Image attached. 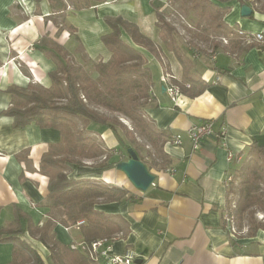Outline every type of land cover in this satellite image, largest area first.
I'll return each mask as SVG.
<instances>
[{
    "label": "crops",
    "instance_id": "obj_1",
    "mask_svg": "<svg viewBox=\"0 0 264 264\" xmlns=\"http://www.w3.org/2000/svg\"><path fill=\"white\" fill-rule=\"evenodd\" d=\"M242 5L237 1L231 4L225 16L227 28L264 36V14L248 3L254 16L242 17ZM70 13L52 14L47 0L38 7L35 0H0V229L14 221L15 208L34 222L52 216L59 219L57 210L41 207L49 204V180L40 170V161L51 145L60 142V133L35 124L15 128L13 118L2 113L11 104L6 92L9 86L50 88L49 75L57 66L38 48L42 37L56 40L88 67L99 61L90 58L78 33L72 34L58 22L64 15L68 25ZM153 23L157 29L155 16ZM108 30V26L102 29V35ZM157 39L153 40L158 43ZM230 43L226 48L217 45L213 54H193L188 69L192 77L207 85L196 98L181 94L173 101L160 64L159 82L153 89L157 105L150 106L147 114L154 126L170 137L164 151L171 163L165 169L150 170L155 182L148 191L135 189L116 166L101 170L93 167L92 160L84 167L70 166L71 178L124 187L134 195V200L96 206L121 225L119 237L110 243L112 254L131 252L134 264H264V231L255 237H233L224 223L227 176L241 164L253 143L264 145V42L243 40L241 44L234 38ZM165 62L173 78L182 81L184 68L179 60L174 56ZM205 121H213L216 135L194 150L187 132ZM88 130L104 147L114 151L119 146L110 129L90 124ZM222 131L225 139L220 136ZM177 135L182 136L178 145L172 141ZM55 232L65 245L82 242L78 227L57 223ZM22 237L48 264V249L28 234ZM12 248L11 243L0 242V264H10Z\"/></svg>",
    "mask_w": 264,
    "mask_h": 264
},
{
    "label": "trees",
    "instance_id": "obj_2",
    "mask_svg": "<svg viewBox=\"0 0 264 264\" xmlns=\"http://www.w3.org/2000/svg\"><path fill=\"white\" fill-rule=\"evenodd\" d=\"M35 1L38 7L44 0ZM47 1L52 14L65 13L71 6L64 0ZM68 1L74 2L70 7L72 12L88 10L100 4V0H95V4L92 0ZM200 1V4L196 3V9L203 17L211 20L216 30L225 31L230 39L236 38L241 44L243 40L254 38L247 32L241 36L239 31L242 30L236 32L227 28L225 16L230 12L234 1L251 3L256 11L264 14L257 9L256 2L216 0L215 3L214 0H204L209 3L202 5V0ZM153 12L157 18L159 40L184 68L182 81L173 78L162 59L158 43L146 36L136 23L122 16H107L105 23L109 30L101 36V41L111 54L109 60L100 59L91 70L87 63L77 62L66 47L47 35L41 38L37 46L57 66L49 75L50 88L11 85L6 89L11 97V104L2 114L13 118L15 128L35 124L41 129L57 130L61 136L60 142L51 145L40 161V170L49 180V204L41 207L48 211L57 210L59 219L57 221L52 216L45 222H34L31 216L15 208L14 221L8 227L0 229V242L13 245L10 264H45L38 251L23 239L25 234L48 249V264H107L100 252L92 251V244L100 240L112 243L119 237L122 228L119 222L97 210L96 206L100 202L134 200V195L124 187L103 185L90 179L71 178V165L84 167L86 161L92 160L97 161L93 167L105 170L127 161L129 149L137 153L149 171L162 170L170 165V157L164 151L170 137L159 131L147 114V109L157 103L153 91L155 83L146 53L159 60L169 85L178 87L181 94L196 98L206 90L207 85L192 77L186 67L185 60L176 47L177 31L166 21L162 9L156 7ZM65 27L72 34H77L74 27ZM60 31L61 28L59 33ZM202 37L204 41L210 42L207 34ZM213 46L217 48V44L213 43ZM106 113L125 117L133 124V130L129 131L118 117L112 118ZM90 124L110 129L118 139L119 146L114 151L104 147L95 134L88 130ZM121 132L131 139L133 145L127 142ZM139 139L145 141L153 152L146 151L147 156H144L145 147L139 143ZM244 155L240 168H234L231 172L232 181L227 182L228 199L224 223L227 225V220H230L235 229L236 224L239 229H243L245 216L248 214V236L255 237L259 231H264V224L255 217L257 212L264 214V198L253 192L257 182H264V145L253 143ZM237 177L241 180L240 188L238 192H234L231 188ZM230 195L236 198L231 201ZM81 220L85 221L78 227L81 243L65 245L58 240L55 232L57 223L73 228ZM81 244L85 245L86 250L80 248Z\"/></svg>",
    "mask_w": 264,
    "mask_h": 264
},
{
    "label": "rangeland",
    "instance_id": "obj_3",
    "mask_svg": "<svg viewBox=\"0 0 264 264\" xmlns=\"http://www.w3.org/2000/svg\"><path fill=\"white\" fill-rule=\"evenodd\" d=\"M64 1L71 6L74 4V2L68 0ZM214 1L216 3V0ZM101 2L104 3L103 6H98V8L95 7L93 9L80 12H72L68 16V25L77 29L79 38L87 49L86 52L90 58L96 60H106L107 56L110 54L101 41V30L105 28L107 29L105 17L122 16L123 18L136 23L140 29L142 28L145 30V32L149 33L151 38L155 39V37H158V35L157 29L154 28L155 25L153 23L155 16L153 9L159 7V5H161L160 8L165 14L166 21L174 26L177 31L178 35L176 37V47L182 58L185 59L186 67H188L191 63L193 54L215 53L216 48H214L213 43L215 45L217 44L218 47L223 48H226L231 44L230 42L232 39L230 40V36L226 35L225 31L216 30L211 20L203 17L202 14L196 9L195 5H197L196 3L200 4V0H100V4L98 5L103 4ZM251 2H256L257 9L264 12V0H251ZM92 3L95 4L96 1L92 0ZM208 3L209 2L202 0V5H208ZM70 7H68V11H70ZM58 22H61L64 25L63 27L67 26L64 15L63 19ZM204 34H207L210 37V42L203 40L202 36ZM224 39H228L227 44L225 43ZM157 41L158 47L160 50H162V57H164L165 61H168L169 58H173L175 56L173 53L168 51V49L162 44L160 40L157 39ZM146 54L149 61V67L151 69L152 79L156 85L159 82L160 63L159 60H157L150 53ZM74 55L77 58L76 54ZM89 67L92 69V65L89 64ZM106 114L112 118L118 117L121 123H123L129 129V131L133 130V124L125 117L109 113ZM121 134L125 137L123 132H121ZM125 139L128 143L133 145L130 138L125 137ZM139 143L145 147L143 153L144 156H147L148 151L153 152V149L148 146L145 141L139 139ZM94 162L97 163V161ZM242 162L238 167L236 166V168L239 169L242 165ZM240 181V178L237 177L231 190L238 192L240 188ZM102 184L106 185L104 183ZM253 192L264 198V182H257L254 185ZM230 198L232 201L236 198V196L230 195ZM255 217L258 222H262L264 224L263 213L257 212ZM247 219L248 214L245 216L243 229H239L236 224L238 220H236V237H244L249 234Z\"/></svg>",
    "mask_w": 264,
    "mask_h": 264
},
{
    "label": "built area",
    "instance_id": "obj_4",
    "mask_svg": "<svg viewBox=\"0 0 264 264\" xmlns=\"http://www.w3.org/2000/svg\"><path fill=\"white\" fill-rule=\"evenodd\" d=\"M239 34L241 36H244V31H239ZM256 40L258 42H264V36L262 34L256 35L252 40ZM163 82L168 83V79L163 76ZM168 94L171 96L173 101H176L177 98L181 95L180 90L176 86H169L167 88ZM216 135V130L214 127L213 121H205L200 124L192 126L189 131L187 132L188 139L192 142L193 149L197 150L201 147L203 141L209 137H213ZM220 136L225 139V132H221ZM175 144H180L182 142V136L177 135L173 137L172 140ZM1 154V153H0ZM234 157L232 155L229 156V161H233ZM233 177L231 174H229L226 178V182L232 181ZM85 223L84 220H81L78 222L77 227L80 225H83ZM227 226L231 233V235L234 237L237 234V231L230 222V220H227ZM80 248L84 251L86 250L85 245L81 244ZM92 251L93 252H100L102 256L105 258L107 264H134L135 262V256L133 253L128 252L125 255H114L111 253L110 250V244L106 240H100L92 244Z\"/></svg>",
    "mask_w": 264,
    "mask_h": 264
},
{
    "label": "water",
    "instance_id": "obj_5",
    "mask_svg": "<svg viewBox=\"0 0 264 264\" xmlns=\"http://www.w3.org/2000/svg\"><path fill=\"white\" fill-rule=\"evenodd\" d=\"M254 14L253 9L244 4L241 7L242 17L248 18ZM129 159L119 163L116 167L124 173L135 189L146 192L155 182V176L148 170L147 166L140 161L133 149L128 151Z\"/></svg>",
    "mask_w": 264,
    "mask_h": 264
}]
</instances>
